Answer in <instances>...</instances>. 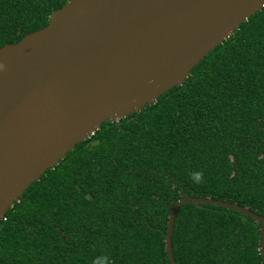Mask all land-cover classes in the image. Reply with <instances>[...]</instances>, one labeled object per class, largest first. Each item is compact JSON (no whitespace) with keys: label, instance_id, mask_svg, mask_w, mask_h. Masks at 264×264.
I'll list each match as a JSON object with an SVG mask.
<instances>
[{"label":"trees","instance_id":"obj_1","mask_svg":"<svg viewBox=\"0 0 264 264\" xmlns=\"http://www.w3.org/2000/svg\"><path fill=\"white\" fill-rule=\"evenodd\" d=\"M69 0H0V48L48 25ZM183 197L264 216V8L181 86L90 138L33 182L0 222V264H170L167 221ZM261 224L184 204L175 264H264Z\"/></svg>","mask_w":264,"mask_h":264},{"label":"water","instance_id":"obj_2","mask_svg":"<svg viewBox=\"0 0 264 264\" xmlns=\"http://www.w3.org/2000/svg\"><path fill=\"white\" fill-rule=\"evenodd\" d=\"M264 0H69L48 25L0 48V222L22 193L104 122L119 121L181 86ZM264 216L228 201L183 197L168 216L165 248L184 204Z\"/></svg>","mask_w":264,"mask_h":264}]
</instances>
